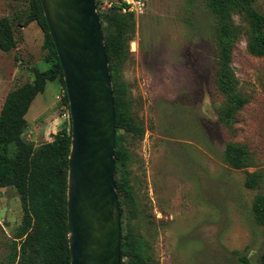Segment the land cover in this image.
<instances>
[{"label": "rangeland", "instance_id": "rangeland-1", "mask_svg": "<svg viewBox=\"0 0 264 264\" xmlns=\"http://www.w3.org/2000/svg\"><path fill=\"white\" fill-rule=\"evenodd\" d=\"M96 2L101 14L122 7L135 21L119 82L123 99L146 130L142 138L119 131L130 159L119 162L116 179L128 180L134 201L123 206V232L145 243L153 264H242L243 254L251 264H262L264 225L252 206L264 195V56L249 51L248 20L234 12L242 38L231 64L236 90L247 102L226 123L220 111L227 97L216 78L217 21L206 0ZM28 3L0 0V18H12ZM254 4L264 14V0ZM15 33V47L0 49V114L8 93L34 80V68L51 66L44 60L46 32L36 21L15 26ZM65 92L63 82L55 80L34 99L23 138L35 149L70 126ZM227 142L248 151L245 167L225 160ZM252 173L258 175L254 188L246 185ZM22 222L17 189L0 188V264H13V240ZM25 238L16 239L19 251Z\"/></svg>", "mask_w": 264, "mask_h": 264}, {"label": "trees", "instance_id": "trees-1", "mask_svg": "<svg viewBox=\"0 0 264 264\" xmlns=\"http://www.w3.org/2000/svg\"><path fill=\"white\" fill-rule=\"evenodd\" d=\"M255 0H206L208 9L216 18L219 42V69L217 84L226 95L227 103L220 111V118L226 123L235 119V113L246 104V99L236 90V78L231 68L234 61L235 46L241 40V31L233 20L234 12H240L249 22L251 33L248 48L254 56H264V14L254 4ZM126 5V3H124ZM122 7H116L101 14V24L108 52L111 77L114 86L116 105V171L119 162L127 164L130 155L122 146L124 130L134 137L142 138L145 126L132 112L129 101L123 99V87L119 76L122 65L130 55L129 43L135 32L132 13H121ZM36 21L46 32L44 60L50 68L41 71L34 68L35 78L32 82L10 91L0 114V188L13 186L17 189L22 209L23 222L21 232L13 240L11 263L13 264H71L68 226V175L69 156L72 143V120L69 127H63L51 142L41 144L36 149L23 138L27 125L26 115L38 94L43 92L48 82L61 80L65 89V103L69 99L64 80L63 69L57 49L50 34L41 0H29L28 6L10 18H0V49L11 51L16 45L15 26H28ZM16 149L12 153L11 146ZM225 160L232 167L241 169L247 165L248 151L233 142H227L224 151ZM258 175L248 176L246 185L254 188ZM117 191L123 215L125 201H133V193L128 188V180L116 179ZM122 195L125 197L122 200ZM252 210L256 221L264 225V195L259 194L253 201ZM20 251L16 239H22ZM134 236L123 232L121 264H153L152 256ZM237 252V251H236ZM242 264H251L243 254ZM264 264V251L261 255Z\"/></svg>", "mask_w": 264, "mask_h": 264}, {"label": "water", "instance_id": "water-1", "mask_svg": "<svg viewBox=\"0 0 264 264\" xmlns=\"http://www.w3.org/2000/svg\"><path fill=\"white\" fill-rule=\"evenodd\" d=\"M63 69L71 120V264H121L114 86L96 0H41Z\"/></svg>", "mask_w": 264, "mask_h": 264}, {"label": "built area", "instance_id": "built-area-1", "mask_svg": "<svg viewBox=\"0 0 264 264\" xmlns=\"http://www.w3.org/2000/svg\"><path fill=\"white\" fill-rule=\"evenodd\" d=\"M126 6H128V4H126ZM64 116L70 119L71 118L70 110H68L66 113H64Z\"/></svg>", "mask_w": 264, "mask_h": 264}]
</instances>
